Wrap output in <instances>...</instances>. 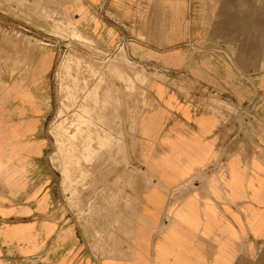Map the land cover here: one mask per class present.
I'll list each match as a JSON object with an SVG mask.
<instances>
[{
    "label": "crops",
    "instance_id": "0c3cea01",
    "mask_svg": "<svg viewBox=\"0 0 264 264\" xmlns=\"http://www.w3.org/2000/svg\"><path fill=\"white\" fill-rule=\"evenodd\" d=\"M33 5L0 0V29L38 22ZM59 5L98 46L122 41L164 77L135 124L145 173L71 205L48 156L53 55L0 32V264H264V0ZM86 98L73 123L87 121L85 159L110 145L115 115L97 89Z\"/></svg>",
    "mask_w": 264,
    "mask_h": 264
},
{
    "label": "rangeland",
    "instance_id": "374dc122",
    "mask_svg": "<svg viewBox=\"0 0 264 264\" xmlns=\"http://www.w3.org/2000/svg\"><path fill=\"white\" fill-rule=\"evenodd\" d=\"M59 1L22 0L23 4L34 3L35 17L39 21L31 23L28 18L24 21L14 19L2 25L0 32L22 41L25 48L33 46L40 53L49 52L53 55L50 83L55 117L48 133V156L55 163L54 168L68 193L70 204L78 206L80 191L86 190L87 205L90 207L100 197L105 202L106 192L112 183L117 185L116 180L121 179L120 175L145 173L135 149V124L139 114L150 106L149 83L164 80V77L159 75L156 66L127 48L122 41L110 48L98 46L92 38L78 31L64 18ZM72 32L79 33L80 37L72 36ZM116 61L125 72L123 79L117 76L112 67ZM96 89L100 99H108L115 106V115L111 119L113 139L107 149L85 159L83 145L86 144V123L79 120L78 123L82 125L80 128H83L79 132L73 125L76 116L87 104L86 97ZM114 94L118 97L116 101ZM209 97L219 101L216 95ZM88 101L92 102V98ZM69 120L72 125H69ZM95 145L92 142L89 148ZM62 166L68 169L69 176H64ZM122 180L118 181L120 189H132L133 183L126 181V177ZM104 239L109 242V236ZM106 241L98 249L100 254L109 251Z\"/></svg>",
    "mask_w": 264,
    "mask_h": 264
},
{
    "label": "bare ground",
    "instance_id": "6f19581e",
    "mask_svg": "<svg viewBox=\"0 0 264 264\" xmlns=\"http://www.w3.org/2000/svg\"><path fill=\"white\" fill-rule=\"evenodd\" d=\"M207 16V15H206ZM208 18V17H207ZM70 24V23H69ZM68 28H66V30H67ZM72 34H73V32H72ZM78 35H79V33H78ZM81 41V40H80ZM38 50V49H37ZM21 51V50H20ZM25 53V52H24ZM8 55V54H7ZM34 55V54H33ZM36 55V54H35ZM23 57V56H22ZM26 57V56H25ZM74 62V61H73ZM75 63V62H74ZM77 63V62H76ZM64 64V63H63ZM73 64V63H72ZM67 65V64H66ZM69 68V67H68ZM2 77V76H1ZM81 84V83H80ZM69 95V94H68ZM87 96V95H86ZM70 97V96H69ZM87 99V98H86ZM106 102V101H105ZM85 104V103H84ZM77 111V110H76ZM84 111V110H83ZM79 113V112H78ZM77 113V114H78ZM85 113V112H84ZM82 116V115H81ZM94 117V116H93ZM79 118V117H78ZM74 119V118H73ZM83 120V119H82ZM78 121V120H77ZM75 122V121H74ZM87 122V121H86ZM85 122V123H86ZM70 123H71V121H70ZM93 123V122H92ZM79 124V123H78ZM91 124V123H90ZM80 125V124H79ZM98 125V124H97ZM82 126V125H81ZM77 127H78V125H77ZM70 128V127H69ZM109 133V132H108ZM113 139V138H112ZM110 141V140H109ZM97 146V145H96ZM93 147V146H92ZM95 147V146H94ZM96 148V147H95ZM101 148V147H100ZM103 149V148H102ZM88 150V149H87ZM86 150V151H87ZM93 155V154H92ZM90 156V155H89ZM85 157H86V155H85ZM65 172V171H64ZM70 192V191H69ZM74 193V192H73Z\"/></svg>",
    "mask_w": 264,
    "mask_h": 264
}]
</instances>
